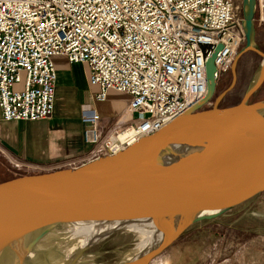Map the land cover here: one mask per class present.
Masks as SVG:
<instances>
[{
	"label": "built area",
	"instance_id": "built-area-1",
	"mask_svg": "<svg viewBox=\"0 0 264 264\" xmlns=\"http://www.w3.org/2000/svg\"><path fill=\"white\" fill-rule=\"evenodd\" d=\"M244 39L233 0H0L2 114L7 120L52 115L53 57L86 62L98 100L109 89L131 94L106 133L97 110L82 114L85 140L98 152L91 159L113 154L205 97L216 46L222 43L215 58L220 73ZM124 130L130 134L122 138Z\"/></svg>",
	"mask_w": 264,
	"mask_h": 264
},
{
	"label": "water",
	"instance_id": "water-1",
	"mask_svg": "<svg viewBox=\"0 0 264 264\" xmlns=\"http://www.w3.org/2000/svg\"><path fill=\"white\" fill-rule=\"evenodd\" d=\"M257 3V0H243L245 43L233 61L231 85L216 97L212 107L200 109L216 93L218 67L215 58L222 43L207 60L205 97L184 115L176 117L173 124L113 154L76 166L25 173L0 181V252H6L3 256L10 264L27 263L23 252L34 242L24 245L26 239L23 237L3 233L2 230L10 225L3 224H15L23 216L26 218L40 211L87 207L150 211L158 218L163 237L137 263L148 264L194 222L227 213L256 198L264 199V172L261 177L252 178L238 170L246 158L264 151V99L250 100L264 80V52L257 47L256 38ZM249 49L263 54L258 74L239 102L220 106L221 98L237 81L241 54ZM175 124L187 127L188 131L171 143L155 145ZM230 149L239 151V155L232 158L227 152ZM194 211H209V214L192 220L185 218L188 212ZM179 213L185 218L184 222L169 230L174 226L175 214ZM258 214L264 216L263 212ZM21 246L22 257H15Z\"/></svg>",
	"mask_w": 264,
	"mask_h": 264
},
{
	"label": "rangeland",
	"instance_id": "rangeland-1",
	"mask_svg": "<svg viewBox=\"0 0 264 264\" xmlns=\"http://www.w3.org/2000/svg\"><path fill=\"white\" fill-rule=\"evenodd\" d=\"M233 2L236 14L242 18L243 0H233ZM259 7L256 25L260 26L261 24V29L257 35L260 42L257 43V47L261 49L259 47L261 45V50L264 52V0H259ZM244 43L245 39L241 43L238 52ZM233 61L227 70L220 71L216 93L200 109L212 107L216 102V97L231 85L233 80ZM262 61L263 54L255 49L246 50L241 54L237 81L221 98L219 101L220 106L235 104L242 99L258 74ZM84 95L86 100H92L93 105L97 103L89 96V92L84 91ZM262 99H264V81L250 97L251 101ZM96 153L98 152L91 145L88 153H86L88 156L87 160L70 158L54 164H47L45 167L37 164L11 162V174L20 175L48 171L59 167L76 166L90 160ZM258 212L264 213V199L256 198L227 213L194 222L175 241L155 255L148 264H264V216L259 215ZM64 230L62 223H58L50 228V234L48 232L44 233L34 249H38L36 250V255L39 257L37 256L35 259L31 255L25 254L27 252H23V256L28 262L25 264H54L53 262L60 258L64 259L62 264H69L71 260L69 257L64 256L63 253L65 251L64 246L67 244L62 242V240H66L62 239L63 237L58 234ZM128 230L122 228L112 231L103 238L90 243L80 254L79 257H82L80 259L79 257L76 258L75 264H119L124 259L129 261L134 248L137 251L142 249L138 254L140 257L148 248V245L158 237L157 235L151 240L148 239V241L143 237L141 238L135 231ZM138 231L140 230L138 229ZM48 237L53 239L52 243L55 242V239L57 243L55 242L53 246L42 248L44 238ZM34 250L33 252L35 253ZM73 252L71 255L74 254ZM11 260L12 258H10ZM2 264H8V262Z\"/></svg>",
	"mask_w": 264,
	"mask_h": 264
},
{
	"label": "crops",
	"instance_id": "crops-1",
	"mask_svg": "<svg viewBox=\"0 0 264 264\" xmlns=\"http://www.w3.org/2000/svg\"><path fill=\"white\" fill-rule=\"evenodd\" d=\"M257 1L255 18L260 10ZM260 29L261 24L257 25V35ZM256 38L260 43L258 36ZM259 47L262 49L261 45ZM53 59L57 82L52 115L33 120H7L0 107V181L18 176L11 174V162L45 167L70 158L87 160L86 153L92 144L84 138L87 123L83 112L97 110L103 116L99 121L100 131L106 133L113 126V118L121 115L128 105L131 94L116 89H109L105 100L96 98L100 88L90 82L86 62H71L62 54ZM84 91L97 102L95 105L91 99H85Z\"/></svg>",
	"mask_w": 264,
	"mask_h": 264
},
{
	"label": "bare ground",
	"instance_id": "bare-ground-1",
	"mask_svg": "<svg viewBox=\"0 0 264 264\" xmlns=\"http://www.w3.org/2000/svg\"><path fill=\"white\" fill-rule=\"evenodd\" d=\"M263 113L264 109L262 110V114ZM184 114L185 112L183 113V115ZM177 118L170 121L167 126L173 124L174 121L177 120ZM165 127L166 126H164V128ZM167 131V134L164 135V137L160 141L156 142L155 145H158L160 143L162 144V142L163 144L171 143L173 140H175V138H177V136L184 134L188 130L187 127L183 125L175 124L170 129L168 128ZM129 134L130 131L127 132L124 130L121 132L120 137L125 138ZM120 150H122V148L118 147L116 149V152ZM227 152L228 154H231L232 158L237 157L240 153L239 151H235L233 149H230ZM263 169L264 151H259L249 156L238 168L240 172L246 173V176L252 178L261 177L262 172H264ZM208 214L209 211L188 212L185 215V218H187L188 220H192L206 216ZM184 219L182 216H180V213L175 214V217L173 219L174 226L170 227L169 230L172 231L173 228H177L178 226H180L179 224H182L184 222ZM58 223H62L65 229L63 232L61 231L58 234L61 235L60 237H63L62 239L66 240H62V242L67 244L64 246L65 251L63 253L64 256L69 257L71 261L73 260L72 262L70 261L69 264H75L76 258L79 257L80 254H82L84 248L87 247L90 243L94 242L99 238L101 239L112 231H116L118 229L124 228L129 229L128 231L133 230L141 238L143 237L146 240H151L158 235L156 240L152 241L148 245V248L143 252V254H141L140 257L138 254L142 249L137 251L134 248L131 252L129 261H126L127 259H124L123 262L119 264H137L151 249H154L160 243L163 237L162 227H160L158 218L155 216L154 213L147 210L107 207H87L77 210L65 209L60 211H40L33 215H29V217L26 218L25 216H23L22 219L17 221L15 224L4 223L3 225H10L4 230H2V232L12 237H23L24 239H26V244L24 245L34 242L33 245L29 246L28 250H25L27 251V253L25 254H28L29 256L31 255V257L36 259L38 256L36 255V250L38 249L34 250L35 246L38 245L37 243L39 242L40 238L44 235V233L48 232L50 234V228L56 226ZM0 227H2V223L0 224ZM138 229L141 232L138 231ZM50 237L46 239L44 238L42 248H46V246L55 245L54 243L56 242V239L54 240L55 242L52 243L53 239H51ZM22 249L23 246L20 247L21 251H19L20 253L17 254L15 257H20V255L22 257ZM33 250L35 251V253L33 252ZM72 251H74L73 255H71ZM4 254H6V252H0V264L8 262L6 257L3 256ZM81 257H79V259ZM63 261L64 259L60 258L53 263L62 264ZM8 264H10V262H8Z\"/></svg>",
	"mask_w": 264,
	"mask_h": 264
},
{
	"label": "flooded vegetation",
	"instance_id": "flooded-vegetation-1",
	"mask_svg": "<svg viewBox=\"0 0 264 264\" xmlns=\"http://www.w3.org/2000/svg\"><path fill=\"white\" fill-rule=\"evenodd\" d=\"M238 67H239V60H238V64H237V72H238Z\"/></svg>",
	"mask_w": 264,
	"mask_h": 264
}]
</instances>
